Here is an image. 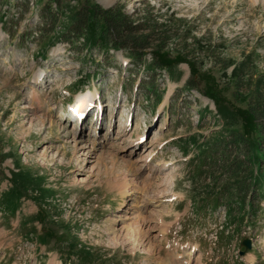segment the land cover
Wrapping results in <instances>:
<instances>
[{"label":"rangeland","instance_id":"374dc122","mask_svg":"<svg viewBox=\"0 0 264 264\" xmlns=\"http://www.w3.org/2000/svg\"><path fill=\"white\" fill-rule=\"evenodd\" d=\"M89 8L138 35L166 24L165 50L189 57L170 72L153 48L64 30ZM258 81L264 94V0H0V264H264V158L241 118L264 106ZM81 90L97 106L75 122Z\"/></svg>","mask_w":264,"mask_h":264},{"label":"trees","instance_id":"16d2710c","mask_svg":"<svg viewBox=\"0 0 264 264\" xmlns=\"http://www.w3.org/2000/svg\"><path fill=\"white\" fill-rule=\"evenodd\" d=\"M111 13L113 15V12L108 10L105 11L104 14L98 15L96 11L91 8L87 10L86 15H82V14L73 15L70 12L68 15V19L70 23L72 22V25L69 23V25H67V27H65L64 30H67L70 27H73L72 30L74 31L83 29L82 35L84 36L85 41L89 42L91 46H100L101 48H107L111 44L112 45L111 47L115 49L116 48L119 49V48H125V46L128 45H132V47L134 46L133 48L130 46L129 47L131 49L133 58H137V55L141 57L145 54V52H147L146 49L153 48L152 56L154 62L152 67L165 68L170 72L173 70L174 66H177L179 62L185 60V57H183L182 55L189 57L190 53L189 54L185 53L186 50L184 47L178 51L179 56L176 55L175 57H173L174 54L171 55L169 51L165 50L166 48L165 44L168 38L163 36L158 37L156 35L159 34L158 28H166V24L163 25V23H159L158 21H156L149 35L148 34L138 35L137 31H139V29L141 28L140 26H132L131 22H129L130 25H128V23L120 17L114 15L109 16L111 15ZM168 20L169 22L172 21L171 19ZM115 21H117V23H115ZM112 28L115 30L117 29L118 32V35H116L117 37L115 36L113 38L111 36L110 29ZM55 39L57 38H53L54 41ZM127 41L131 43H127ZM138 48L140 49V51H138L139 50ZM45 53H46L45 51H42L40 55H45ZM192 58L194 59V57ZM191 65H192L191 80L194 82L193 77L199 72V67L196 66V63ZM260 83L262 82L261 81L257 82V85L259 87L257 86L256 90L253 92L256 95L255 98L252 100L253 102L258 101L260 103V100L264 99V94L261 91V87L259 85ZM211 96L216 99L217 97H219V95L217 96L216 94L214 95L212 94ZM258 117L261 121L263 120L264 106H260V108L256 110L253 109V113H248V112L241 113L244 134L247 135V137H249L248 140L250 141V150L251 151L253 149L257 150V154H256L257 159L261 160L262 158H264V150L260 148V141H261L260 139H262V135L264 134V125L263 124L261 125L260 121H259L260 123L256 122L258 121ZM244 134H238V136H235V140L233 141V143L236 144L244 136ZM242 166L243 164H240L236 169L238 175H241L242 171L245 170L244 169L245 167ZM259 167L260 168H259V172L257 171L258 177L256 178V181L261 180L260 183L262 184V181H264V171H262V167L260 165ZM29 177L30 176L25 173L15 174V179H14L15 184L13 187L14 190L12 191L11 189L10 192L6 193V196L11 195L10 199L12 200V202L17 201L20 198L23 192L22 191L23 186L31 182V179ZM259 188H262V186H260ZM14 208L15 206L13 204L12 206H7V210L10 211H14ZM229 217L231 216L229 215Z\"/></svg>","mask_w":264,"mask_h":264},{"label":"bare ground","instance_id":"6f19581e","mask_svg":"<svg viewBox=\"0 0 264 264\" xmlns=\"http://www.w3.org/2000/svg\"><path fill=\"white\" fill-rule=\"evenodd\" d=\"M81 96H82V97H85V102H87V100L90 101V100L95 96V94H92V95L85 94V95H79V96H76V101H77V102L81 101V100H80V99H81ZM81 103H82V104H80L79 106H83V102H81ZM84 104H85V103H84ZM89 104H91V103L89 102ZM80 110H82V109H80ZM83 113H84V111L78 112V114H79V118H80V114H83ZM83 181H84V180H83ZM140 237H141V236H140ZM120 238H121V237H120ZM120 238H117L116 240L119 241ZM116 240H115V242L117 243L118 241H116ZM124 240H125V239H124ZM127 240H131V239H130V238H127ZM140 240H141V239H140ZM122 242H123V241H122ZM130 242L133 243L134 241H133V242L130 241ZM152 242H153V238H150L149 241H147V242H146V240H145V243H146V244H149V243L152 244ZM127 243H129V242H127ZM145 243L143 242L142 245H144ZM150 244H149V245H150ZM152 245H153V244H152ZM146 249H147V248H146ZM149 253H151V252H149ZM186 263H189V260H187Z\"/></svg>","mask_w":264,"mask_h":264},{"label":"water","instance_id":"95a60500","mask_svg":"<svg viewBox=\"0 0 264 264\" xmlns=\"http://www.w3.org/2000/svg\"><path fill=\"white\" fill-rule=\"evenodd\" d=\"M243 244H245L248 248L250 247V241H249V240H245V241L243 242Z\"/></svg>","mask_w":264,"mask_h":264}]
</instances>
